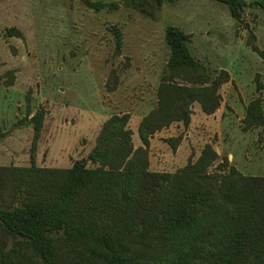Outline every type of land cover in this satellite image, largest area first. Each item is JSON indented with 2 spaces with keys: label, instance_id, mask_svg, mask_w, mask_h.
<instances>
[{
  "label": "rangeland",
  "instance_id": "1",
  "mask_svg": "<svg viewBox=\"0 0 264 264\" xmlns=\"http://www.w3.org/2000/svg\"><path fill=\"white\" fill-rule=\"evenodd\" d=\"M91 1L114 7L96 11L84 0H0V168L34 162L68 169L91 152L112 115L129 114V128H136L157 105L154 97L171 57L166 30L174 26L191 35L190 52L212 78L225 70L231 79L220 89L219 113L205 119L192 109L193 127L182 125L155 140L150 169L174 173L210 143L241 174L264 177V126L242 130L245 105L261 98L264 107V59L250 46L264 50V11L256 0H244L240 21L228 5L213 0ZM115 29L122 37L120 52ZM116 78V90L108 91ZM38 112L43 127L33 150L31 118ZM179 136L175 153L170 140Z\"/></svg>",
  "mask_w": 264,
  "mask_h": 264
},
{
  "label": "trees",
  "instance_id": "2",
  "mask_svg": "<svg viewBox=\"0 0 264 264\" xmlns=\"http://www.w3.org/2000/svg\"><path fill=\"white\" fill-rule=\"evenodd\" d=\"M213 1L228 5L237 21L248 6ZM84 2L96 11L114 7ZM254 3L264 11V0ZM115 35L120 52V31ZM165 39L167 75L156 107L139 124V147L129 114H117L102 124L91 152L68 169L34 162L0 168V264H264V177L241 174L210 143L174 173L150 169V138L174 123L188 127L194 104L215 114L220 89L231 79L225 70L210 76L190 52V34L170 26ZM250 46L264 59V50ZM110 83L107 90L115 91L117 78ZM43 118L41 112L31 118L33 150ZM242 124L244 132L264 126L261 98L249 102ZM181 140H170L172 148Z\"/></svg>",
  "mask_w": 264,
  "mask_h": 264
},
{
  "label": "crops",
  "instance_id": "3",
  "mask_svg": "<svg viewBox=\"0 0 264 264\" xmlns=\"http://www.w3.org/2000/svg\"><path fill=\"white\" fill-rule=\"evenodd\" d=\"M155 100H157V94H155V97H154V104H156L155 103ZM249 104V103H248ZM247 104V105H248ZM247 105H245V109H246V107H247ZM195 108L196 109H199V111H200V113H201V116H203V117H206L205 119H208L209 117H214L217 113H219V111H221V107H220V109L215 113V114H213V115H206V114H204L202 111H201V109H200V106L198 105V104H194L193 106H192V109H194L195 110ZM196 111V110H195ZM150 112V111H149ZM132 118L133 117H131L130 116V121L132 120ZM194 123V120H193V114H192V117H191V123L189 124V126L188 127H193V124ZM183 124L182 123H174V124H172L171 126H169V127H166V128H164V129H162V130H160V131H158L157 133H155L151 138H150V146H149V148H151L152 147V145H153V143L155 142V140H157L158 139V137L162 134V133H167V131H172V132H179V127H180V129H181V126H182ZM139 126V125H138ZM138 126L136 127V128H132V126H131V124H130V128H131V130H132V132H133V135H132V137H133V142H134V140H135V138L136 137H138L139 138V140L135 143L134 142V144H135V146H137V145H141L142 144V142H141V139H140V137H139V133H138ZM174 127H176L175 129H174ZM183 127V126H182ZM173 137H174V135L173 134H171ZM160 138V137H159ZM163 142V141H162ZM180 147H181V145H179L178 146V148L176 149V151H175V153H178L179 152V149H180ZM150 158H151V154H150ZM150 161H151V159H150ZM152 162V161H151Z\"/></svg>",
  "mask_w": 264,
  "mask_h": 264
}]
</instances>
